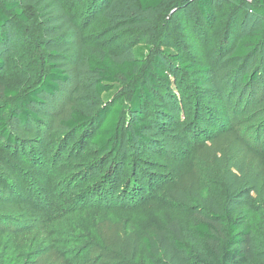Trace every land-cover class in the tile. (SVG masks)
Wrapping results in <instances>:
<instances>
[{
	"label": "rangeland",
	"instance_id": "1",
	"mask_svg": "<svg viewBox=\"0 0 264 264\" xmlns=\"http://www.w3.org/2000/svg\"><path fill=\"white\" fill-rule=\"evenodd\" d=\"M51 1L0 0L9 18L0 43V103L12 101L5 89L23 94L39 87L56 59L48 52L56 42L71 52L99 46L119 62L131 60L140 45H150V58L168 46L208 66L220 96L206 97L162 59L168 80L153 91L161 104L145 111L141 142L127 106L131 86L124 83L110 98L98 93L86 59L61 50L75 62L59 66L66 80L27 108L38 120L5 117L13 142L0 136V264H150L140 235L167 234L175 222L190 240L205 200L243 209L254 199L264 209V42L252 57L231 55L241 35L261 27L251 7L264 0H239L237 7L236 0H217L211 27L194 0H165L149 11L135 0ZM4 2H17L26 20L5 11ZM51 3L70 25L54 39ZM244 73L254 78L241 81ZM122 99L115 148L91 143L92 122L63 123L75 110L94 117ZM254 230L264 241V212ZM247 264H264V254Z\"/></svg>",
	"mask_w": 264,
	"mask_h": 264
},
{
	"label": "trees",
	"instance_id": "2",
	"mask_svg": "<svg viewBox=\"0 0 264 264\" xmlns=\"http://www.w3.org/2000/svg\"><path fill=\"white\" fill-rule=\"evenodd\" d=\"M51 1V0H49ZM141 10L149 11L157 9L165 0H135ZM52 2V1H51ZM217 0H194L198 14L203 23L211 27L214 19V7ZM234 7L240 4L239 0L232 3ZM4 9L20 22L26 20V16L17 2H4ZM51 15L47 23L56 30L49 29L48 36L54 39L61 32H69L70 25L64 16V11L59 4L51 3L48 7ZM262 16L261 27L256 31L248 32L239 37L231 52L232 57H252L261 48L264 42V4L260 1L258 5L251 7ZM9 18L0 8V43L6 41V24ZM50 27V26H48ZM49 55L56 59L49 61L48 71L43 77L39 87L32 91L18 94L5 89V95L9 96L11 102L0 103V136L6 141L13 142L6 124V116L17 119L22 123L29 118L38 120L36 115L29 111L32 102L42 103L39 94L44 92L53 94L57 90L55 82L66 80L67 76L59 68L67 63H74L70 57L60 56L63 50L72 56L84 57L90 70L96 73L95 89L98 93L108 94L120 90L121 85L131 86L130 98L127 101L131 113L136 120L132 123L133 132L139 136L141 142L146 138L142 130L147 127L148 120L145 119V111L149 108L157 110L160 106L153 91L156 92L159 80L167 81L165 60L171 65L177 66L185 72L193 86L206 97H219V90L213 82L212 73L208 66L188 59L183 54L174 51L171 47H162L160 53L150 58V45H140L133 51L131 60L116 61L102 47L91 44H80L70 49L61 47L56 42L49 46ZM151 59V61H150ZM1 64V61H0ZM264 68V67H263ZM254 78L247 73L242 74L241 81ZM124 99L112 107L105 104L94 116L90 117L75 110L63 123L73 128L86 126L92 122L95 134L91 143L101 150L112 149L116 146V137L120 134L119 120L123 112ZM131 137V136H130ZM261 193L264 195V178L261 185ZM39 204V199L36 200ZM204 209H200L194 223V237L188 240L183 231L175 222L169 224L167 234L148 229L140 235V243L150 264H187L186 259L195 264H247L253 258L264 254V241L261 240L254 230V220L262 216L264 209L257 207L258 203L251 200L247 208L240 209L241 203L233 206L219 205L206 201ZM40 205V204H39Z\"/></svg>",
	"mask_w": 264,
	"mask_h": 264
}]
</instances>
